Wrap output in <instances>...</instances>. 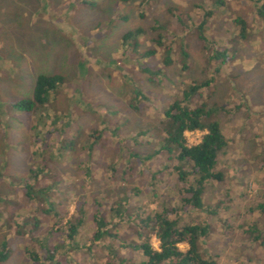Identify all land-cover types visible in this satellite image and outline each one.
<instances>
[{
  "label": "rangeland",
  "instance_id": "1",
  "mask_svg": "<svg viewBox=\"0 0 264 264\" xmlns=\"http://www.w3.org/2000/svg\"><path fill=\"white\" fill-rule=\"evenodd\" d=\"M262 7L264 0H0V247L4 242L7 248L0 264H107L103 246L110 240L104 237V245L93 247L87 243L93 231L90 216L76 229L66 255L64 234L56 227L74 224L82 207L92 213L94 199L108 210L128 187L146 185L149 174L142 181L126 169L131 177L121 180L128 162L119 140L142 132L122 146L138 155L152 154L162 138L163 108L191 81L209 77L214 80L208 90L199 92L192 105L222 108L218 118L227 145L215 167L222 180L207 186L202 197L204 208L216 212H190L179 224L207 226L198 251L216 264H264V216L248 212L264 200V19L256 15ZM203 13L208 14L201 32L205 41L196 30ZM235 18L245 23L244 40L236 36ZM136 30L140 34L124 43L122 37ZM181 43L188 55L184 71ZM166 47L172 51L168 67L161 63ZM223 50L226 59H208ZM148 51L151 55L145 56ZM214 68H219L216 74ZM158 72L164 78L157 81ZM39 75L61 79L52 99L31 112L13 110L14 102L31 99ZM134 91L144 97L137 111L129 105ZM98 131L103 132L100 140H94L96 134L89 138ZM184 136L194 145L201 134ZM87 140L96 146L85 181ZM56 143L61 150L55 151ZM109 163L117 167L114 178ZM39 164L45 174L37 188L50 187L51 209L60 221L42 213L46 205L24 199L26 175ZM167 164L164 156H157L142 168L160 171L155 177L163 184L171 181ZM164 189L157 190L167 202L171 195ZM141 195V200L130 201L136 210L129 215H151L162 202L148 192ZM166 204L175 206L176 201ZM248 222L258 232L249 234ZM114 231L137 241L135 230L125 225ZM150 245L157 249L153 237ZM53 247H58L56 254ZM178 248L184 251L185 246ZM25 249L40 259L30 262ZM119 253L126 264L144 261L138 253Z\"/></svg>",
  "mask_w": 264,
  "mask_h": 264
},
{
  "label": "trees",
  "instance_id": "2",
  "mask_svg": "<svg viewBox=\"0 0 264 264\" xmlns=\"http://www.w3.org/2000/svg\"><path fill=\"white\" fill-rule=\"evenodd\" d=\"M121 3H127L132 0H116ZM264 7L260 8L256 12L257 17H263L264 19ZM263 12V14H260ZM208 14L203 13L201 19L196 26L198 38L205 41L202 36V28L206 22ZM232 24L237 28L236 36L244 40L245 35V23L242 19L235 18ZM140 34V30L126 33L122 40L126 43L129 39L136 37ZM159 45V40L156 41ZM185 44L178 46L179 64L181 70H186L188 64V55L185 51ZM162 56V64L165 67L172 65V51L169 47H166ZM226 52L223 50L219 53L211 54L207 56L208 59L225 58ZM146 55H151V52H146ZM216 74L219 68L213 69ZM156 80L164 78V75L156 73ZM212 77L202 80L201 82L191 81L188 86L180 90V95L176 96L168 105L162 110V116L160 120L161 125V140L157 143L155 151L152 154L138 155L122 146L125 140L135 141V138L141 135L142 132L136 135H129L125 140H119V150L125 151L126 162L123 166V177L121 180H125L127 176L125 169L130 170L129 174L138 175V178H144L149 174L151 178L145 185V182H139L137 187H128L124 194L121 195L117 201L104 210L97 204L94 199L95 208L93 212L85 213L83 207L78 211V219L75 220L74 224L69 221L62 226L56 227V232H62L64 234L66 246L62 245L64 254H68L71 250L70 246L73 245V236L76 234V229L79 226L85 224L87 216H90V221L93 226V231L90 238L87 240L89 246L104 245V237L110 240V244L104 245V249L107 253V264H126L123 257L120 256L119 250H126L134 253H138L144 261L139 264H216L215 261L208 255H201L198 251V243L202 241L207 234V226L203 223H191L185 222L182 225L179 224L181 218L189 216L190 212L198 211L200 213H206V215H214L216 212L215 208L207 210L202 204L203 192L207 186L213 183L221 182L222 175L220 172L215 171V167L218 164V158L223 155L224 149L226 148L227 142L224 135L221 132L220 121L218 118L222 108L205 104L192 105L194 99H198L199 92H205L208 90L212 83ZM61 83V79L57 76L51 75H39L34 81L30 100H19L14 102L11 107L13 110L20 112H31L39 106H43L52 99L55 91ZM137 92V93H136ZM139 91H134L131 98V110H136V105L144 99ZM141 100V101H140ZM106 128H104L105 130ZM117 127L112 130V135L116 136ZM200 133L199 141L194 145H189L186 141V133ZM96 134V139H94ZM103 132H93L89 138L94 140L101 139ZM46 135H50L46 133ZM48 141L43 139V142ZM55 141V140H54ZM90 149L87 148V154L85 155L84 172L82 174V180H87L89 176L88 162L92 157V153L96 146L95 143L86 141ZM69 144V143H68ZM55 151L61 150L58 148L57 143L54 145ZM64 150V149H63ZM41 152V151H40ZM35 155V153H34ZM157 156H164L169 164L165 168H169L168 176L171 177V181L167 183L163 182L162 179L155 177L160 171L148 172L144 170L143 164L145 161L151 160ZM40 158V155H38ZM135 160L138 165L135 167L131 162ZM93 164V163H92ZM130 166L132 167L130 169ZM117 169L115 164L109 163L108 171L110 177L114 178L113 172ZM44 166L39 164L34 169H30L26 175V183L23 184L22 193L24 199L27 201H37L43 209L44 215L53 217L56 221H60L59 216L53 213L51 208V197L47 194L50 193V187L45 185L44 187L37 188V180L42 175L44 176ZM142 181H145L143 178ZM27 181L29 183H27ZM52 186V185H51ZM165 187L164 191L166 194L171 195L167 202L175 200L176 205L167 206V202L163 201V194L158 193L159 190ZM148 190V191H147ZM142 191L148 192L152 199L159 198L162 200L157 211L151 213V215H145L144 212L141 215L133 214L129 215L130 211L136 210L134 206L129 205L132 198L141 200ZM163 191V192H164ZM47 195V196H46ZM172 198V199H170ZM35 203V202H34ZM188 209V211H187ZM213 209V210H212ZM250 213H258L260 216H264V200L256 203L252 208L248 210ZM135 215V216H133ZM58 218V219H57ZM135 218L136 221H135ZM250 225V223L248 222ZM125 225L135 230V238L137 241L127 240L119 232L114 231L115 226ZM248 225L247 231L249 234L258 232L255 225ZM261 234H264V226L260 229ZM153 237L157 242V249L154 250L150 245V238ZM258 237L255 235L253 241L257 240ZM112 243L115 244L113 247ZM77 245V244H76ZM74 244V246L76 247ZM185 246L184 251L179 250L178 246ZM58 247H53L54 254ZM25 255H27L30 262H37L40 257L34 255V251L25 249ZM36 254V253H35ZM7 257V248L4 242L0 247V262L4 261ZM123 258V259H122ZM51 257H49V260ZM127 264H130L129 262ZM132 264V263H131Z\"/></svg>",
  "mask_w": 264,
  "mask_h": 264
}]
</instances>
